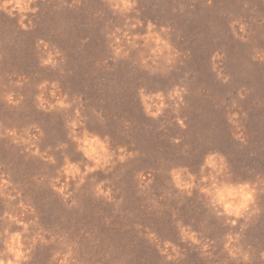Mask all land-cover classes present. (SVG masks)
Returning a JSON list of instances; mask_svg holds the SVG:
<instances>
[{"label": "rangeland", "instance_id": "374dc122", "mask_svg": "<svg viewBox=\"0 0 264 264\" xmlns=\"http://www.w3.org/2000/svg\"><path fill=\"white\" fill-rule=\"evenodd\" d=\"M29 7L0 9V259L10 258L7 230L23 233V264H264V0ZM149 24L170 46L160 56L151 41L129 43ZM113 33L127 56H115ZM141 92L163 96L159 116ZM58 99L69 107L50 108ZM72 121L77 135L107 138L112 156L75 179L66 159L82 173L93 162L71 138ZM210 154L227 164L218 181L256 187L250 214L218 216L200 192ZM173 169L196 177L191 195Z\"/></svg>", "mask_w": 264, "mask_h": 264}, {"label": "clouds", "instance_id": "9594fccd", "mask_svg": "<svg viewBox=\"0 0 264 264\" xmlns=\"http://www.w3.org/2000/svg\"><path fill=\"white\" fill-rule=\"evenodd\" d=\"M32 3V0H0V9L8 11L10 8L18 11L19 13H27L29 11H35L29 7ZM113 5L116 9L121 11L130 12L135 7V0H113ZM11 15V12H9ZM132 28H136L137 24H132ZM153 25L149 24L148 33L145 36H135L129 38V43L133 39H143L145 43L149 41L155 44V47L151 49L153 56L162 55L165 50L169 49V44L165 39H162L161 36L154 32ZM120 30L117 29V32ZM125 37H128V33H124ZM113 38L115 45L113 47V52L115 56L120 57L121 55L127 56L128 53L120 47V38L113 33ZM173 57H168V62H172ZM44 64L54 63L51 55L48 59L42 61ZM146 63V61H145ZM54 94V93H53ZM180 95V90H176L173 93H170V96L178 97ZM40 106L44 107L46 101L42 98ZM141 99L144 105V109L147 114L152 117H157L160 115L161 110L166 107L163 103V96L161 94H156L155 96H145L141 92ZM159 100V104H155L153 101ZM59 106L61 108L69 107L68 104L64 102L63 99H58L55 105H49V107ZM155 108L156 111H152ZM182 123V122H181ZM69 127L72 129L71 138L77 143L78 150L83 153V155L90 161H92V166H85V171L82 173L80 167L72 162H69L67 159L65 161L63 172L64 174L72 179L80 176L83 177L90 172H94L97 168L106 167L112 159L111 154L109 153L107 138L103 140L97 135H89L87 132L83 136L76 134V129L78 127L77 121H72L69 124ZM123 153V149L120 150ZM121 160L125 159L124 155L120 156ZM227 168V164L222 156L217 154H210L206 157L203 166L201 167V185H207L200 187V192L203 193L209 199V204L215 210L218 216L222 217H243L245 213L250 214V207L255 203L256 197V187L250 185L249 183H229L226 181H218L217 177L221 176L222 173ZM205 169H211L212 171L205 175ZM172 179L177 188L182 191H187L191 195V190L196 186L195 180L196 177L188 172L187 169H173ZM185 176L187 179H185ZM58 191H63V188L58 189ZM10 219L15 220V217H10ZM17 223H23L22 221H17ZM232 224L236 223V220H231ZM25 231L27 230V225H24ZM182 236L184 239H190L194 243L198 242L195 240V233L189 232L185 229H181ZM7 239L5 241V252L3 255L10 257L8 259H0V264H23L24 261L28 260V252L30 249H26L24 243L22 242L23 233L13 232L8 233L6 230ZM231 241L232 237H228ZM35 243V241H33Z\"/></svg>", "mask_w": 264, "mask_h": 264}]
</instances>
